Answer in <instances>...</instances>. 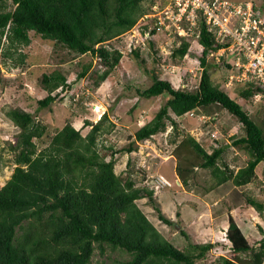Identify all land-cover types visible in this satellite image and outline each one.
I'll use <instances>...</instances> for the list:
<instances>
[{"label":"trees","instance_id":"16d2710c","mask_svg":"<svg viewBox=\"0 0 264 264\" xmlns=\"http://www.w3.org/2000/svg\"><path fill=\"white\" fill-rule=\"evenodd\" d=\"M144 1L12 0L14 6L9 7L7 0H1L0 55L2 59H10L12 66L24 63L27 54L22 53L20 46L31 42L30 32L33 31L44 39L61 44L74 56L95 54L98 66L93 73L89 74L91 64H87L76 78L89 75L93 84L99 87L119 65L125 50L136 56L140 54L136 49L142 46L125 49L124 45L125 33L148 12ZM151 40L147 42L153 45ZM198 43L202 46L199 55L202 74L197 89L176 88L170 80L153 75V82L139 89L138 95L146 99L164 93L168 97L150 119L137 126L134 138L139 141L149 139L167 129L168 120L175 128L177 123L171 113L181 116L215 103L221 105L245 129V134L233 140V145L247 151L246 165L236 171L227 164L221 167L218 160L224 157L227 145L216 141L208 152L193 135L188 134L175 146L180 160L177 159L175 165L177 182L184 188L193 174L198 176L195 169H208L212 182L205 179L209 187L199 188L197 193L213 191L227 182L237 188L246 186L242 193L243 205L247 204L263 215L264 201L257 198L258 192L251 186L248 188V184L259 179L255 169L264 163V128L255 122L242 104L212 82L206 58L217 52L222 43L216 40L204 22H201ZM189 47L190 42L182 38L181 44L172 54L170 51V55L184 57L190 53ZM17 51L20 53L15 56ZM226 64L233 67L227 61ZM3 79L0 69V84ZM42 83L47 94L38 99L37 109L57 99L58 93L54 91L66 90L74 84L69 83L66 75L58 69L43 73ZM256 90L248 85L241 91V96L251 97ZM5 115L19 127V131L16 141L10 144L15 152L16 165L0 187V264H92L96 245L101 252L105 245L128 252L130 258L121 264H203L207 252L215 244L188 243L185 249H180L167 239L138 204L139 199L148 198L159 219L172 224L154 200L155 190L150 188L148 180L144 182L145 175L140 176L139 171L131 167L117 173L114 152L110 159L100 154L96 137L110 131L114 122L103 128V121L92 123L86 120V124H91L86 135L67 122L47 139V126L32 112L11 107ZM35 138L43 141L40 148ZM132 143L126 148L127 152L135 149ZM182 158L191 163L181 162ZM130 164L128 160L127 167ZM172 186L170 182V187L174 188ZM262 231L260 242L251 244L243 229L229 215L226 238L233 255L220 256L223 264H264ZM181 234L188 239L187 232L181 230Z\"/></svg>","mask_w":264,"mask_h":264},{"label":"rangeland","instance_id":"374dc122","mask_svg":"<svg viewBox=\"0 0 264 264\" xmlns=\"http://www.w3.org/2000/svg\"><path fill=\"white\" fill-rule=\"evenodd\" d=\"M232 1H251L255 10L264 16V0ZM7 2L9 7L14 6L12 0ZM164 2L165 0H145L144 5L149 11L154 4L162 5ZM30 33L31 42L20 46L22 53L27 54L24 63L12 66L10 59H2L0 55V69L4 78L0 84V187L8 180L16 165L15 152L10 148V144L16 141L19 127L6 117L5 111L8 108L21 107L32 112L39 122L47 126V139L67 122L79 129L82 135H86L91 128V124L85 123L86 120L92 123L103 121V128L110 127V123L114 122L110 131L100 133L96 137L97 148L105 159H110L114 152L117 173L125 172V168L131 167L138 170L140 176L145 175L144 182L148 180V184H151L150 188L155 190L154 200L172 224L159 219L157 210L148 198L139 199L138 204L167 239L180 249H185L188 243L213 242L214 247L207 252L202 262L223 264L220 256L233 255L230 242L226 238L228 216L232 215L251 244L257 245L260 242L264 230V214L247 204L243 205L245 198L242 193L247 189L246 186L237 188L227 182L216 190L204 194L201 193L203 191L197 193L199 188L209 187L205 181L211 179L209 170L201 167L195 169L198 176L193 174L184 188L177 182L175 165L178 158L175 146L188 134L197 138L210 152L212 144L209 130H217L215 140L220 145H227L224 157L218 160L219 165L222 167L227 164L234 171L246 165L249 158L247 151L233 145V140L243 136L245 129L225 108L215 103L198 111L197 113L216 118L208 123H201L196 117L176 116L171 113L177 123L175 128L168 120V130L160 131L142 141L134 138L137 126L150 119L168 97L164 93L146 99L138 95L139 89H144L153 82V75L170 80L176 88L190 91L197 89L202 74L199 61L202 46L194 37L189 38L190 53L184 57L170 55V50L172 54L178 46L179 37L174 34L156 35L151 40L153 45L147 42L143 47L136 49L140 53L138 56L125 50L119 65L99 87H96L89 75L82 79L76 78L78 72L87 64H91L89 74L93 73L98 66L95 54L74 56L61 44L57 45L53 40L44 39L33 31ZM167 51L169 53H166ZM18 53L20 51H17L15 56ZM231 58L228 51L207 56L212 82L242 104L255 122L264 128V99L255 100L253 96H241V91L248 83L235 82L226 85V75L232 69L227 67L226 61ZM54 69L60 70L66 75L67 81L74 84L66 90L54 91L59 97L57 96L50 105L37 109L38 99L47 94V90L43 88L42 75L51 73ZM40 140L35 138L39 148L43 145ZM130 143L135 149L127 152L126 148ZM128 160L131 161L129 167ZM182 161L185 164L191 163L187 162L186 158H182ZM255 171L259 179L248 184V188L253 187L252 190L258 192L257 198L264 201V163L258 164ZM162 176L168 178L160 181ZM159 182L162 183L161 188ZM170 182L174 188L170 187ZM192 211L198 212L199 215L195 222L189 223L193 225L188 226V215ZM181 230L187 232L188 239L182 236ZM129 258L130 254L120 248L112 249L105 245L104 251L101 252L96 245L91 263L121 264Z\"/></svg>","mask_w":264,"mask_h":264},{"label":"built area","instance_id":"2783aa9c","mask_svg":"<svg viewBox=\"0 0 264 264\" xmlns=\"http://www.w3.org/2000/svg\"><path fill=\"white\" fill-rule=\"evenodd\" d=\"M201 22L222 43L219 50L210 55L228 51L232 56L227 60L233 67L226 75V85L248 83L257 89L254 99L263 100L264 16L255 10L251 1L165 0L162 5L154 4L125 33L124 46L125 49L143 47L159 34L178 35L179 45L182 38H199ZM187 114L202 122L214 118L192 110Z\"/></svg>","mask_w":264,"mask_h":264},{"label":"clouds","instance_id":"9594fccd","mask_svg":"<svg viewBox=\"0 0 264 264\" xmlns=\"http://www.w3.org/2000/svg\"><path fill=\"white\" fill-rule=\"evenodd\" d=\"M194 41V40H193ZM195 41L196 42H198V39H195ZM194 46V45H193ZM189 112V111H188ZM188 112H186L184 115H181V116H189L187 113ZM197 113V112H196ZM203 114V113H202ZM191 117V116H190ZM194 118V117H193ZM213 119H216L215 117L213 118ZM211 119H209L207 122H202L201 121V123H208L209 121H210ZM172 126V125H171ZM168 130V129H167ZM170 131V130H169ZM214 133V134H213ZM209 137H210V141H211V144H215V142H216V140L215 139H217V130H209ZM197 139V138H196ZM198 140V139H197ZM199 141V140H198ZM202 145V144H201ZM203 146V145H202ZM212 146V145H211ZM203 148H205V147H203ZM162 179L161 180H163V176L161 177ZM160 188V187H159ZM158 188V189H159Z\"/></svg>","mask_w":264,"mask_h":264},{"label":"crops","instance_id":"0c3cea01","mask_svg":"<svg viewBox=\"0 0 264 264\" xmlns=\"http://www.w3.org/2000/svg\"><path fill=\"white\" fill-rule=\"evenodd\" d=\"M213 190H216V189H213ZM190 207H192V206H190ZM187 214H188V213H187ZM198 215H199L198 212H195V211H194V212L192 211L191 214L189 213L188 217H190V221L187 222L188 226H192V225H193V224L189 225V223H190L191 221H192V223L195 222L196 217H198ZM191 216H192L193 218H192ZM238 225L241 227L240 224H238Z\"/></svg>","mask_w":264,"mask_h":264}]
</instances>
